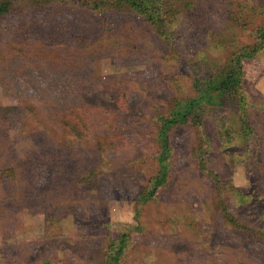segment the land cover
Wrapping results in <instances>:
<instances>
[{"label": "rangeland", "instance_id": "obj_1", "mask_svg": "<svg viewBox=\"0 0 264 264\" xmlns=\"http://www.w3.org/2000/svg\"><path fill=\"white\" fill-rule=\"evenodd\" d=\"M170 1L162 36L134 11L0 0V264H103L119 234L123 264H264V43L241 104L172 126L167 179L139 199L161 118L264 25V0Z\"/></svg>", "mask_w": 264, "mask_h": 264}, {"label": "trees", "instance_id": "obj_2", "mask_svg": "<svg viewBox=\"0 0 264 264\" xmlns=\"http://www.w3.org/2000/svg\"><path fill=\"white\" fill-rule=\"evenodd\" d=\"M9 1V0H3ZM47 4L54 3L59 0H44ZM65 2L78 3L80 6L90 7L95 11L106 10H129L134 11L144 17L148 22L152 23L162 36H169L172 15L175 13L174 5L170 0H60ZM0 9L5 10V2L0 3ZM258 41L253 46H242L233 53L235 64H230L225 70L208 71L209 77L201 75L200 82L195 80L196 98L189 99L179 103L178 108L168 117H162L161 128V152L159 157V175L151 182L147 190L141 193L139 199L146 200L148 195H153L157 189V185H161L167 179L166 160L170 157L172 144L170 142V129L172 126L180 122L187 123L190 121L195 127H199L203 123V111L206 103L221 104L223 100L230 101L233 104H241V88L242 76L244 73L243 59L249 58L261 48L264 43V25L258 28ZM213 71V72H212ZM234 106V105H233ZM243 137L248 139L253 132L251 120L243 121ZM201 169L205 170V166L201 164ZM227 186V183L224 184ZM150 187H152L150 189ZM227 220L238 227H245L239 224V221L229 211L228 206L225 207ZM131 242V236L128 234H119L112 242L105 254L103 264H123L127 249Z\"/></svg>", "mask_w": 264, "mask_h": 264}]
</instances>
